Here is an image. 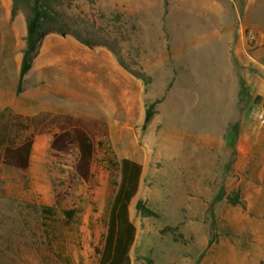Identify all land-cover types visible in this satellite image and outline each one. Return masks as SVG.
Returning <instances> with one entry per match:
<instances>
[{
  "label": "rangeland",
  "instance_id": "obj_1",
  "mask_svg": "<svg viewBox=\"0 0 264 264\" xmlns=\"http://www.w3.org/2000/svg\"><path fill=\"white\" fill-rule=\"evenodd\" d=\"M64 5L116 40L129 70L107 47L48 34L18 94L26 20L0 0V142L36 134L28 169L0 165V264H99L122 159L142 167L131 264H264V0ZM67 116L90 124V183L76 146L51 148Z\"/></svg>",
  "mask_w": 264,
  "mask_h": 264
},
{
  "label": "trees",
  "instance_id": "obj_2",
  "mask_svg": "<svg viewBox=\"0 0 264 264\" xmlns=\"http://www.w3.org/2000/svg\"><path fill=\"white\" fill-rule=\"evenodd\" d=\"M12 16L22 13L26 20L25 46L19 71L17 93L22 92L24 77L32 68L34 57L38 52L41 40L48 34L70 36L85 46H104L112 51L121 66L129 70L120 56L116 40L110 35H104L102 28L93 20L69 13L64 0H11ZM147 86L149 77L138 72H132ZM161 100L150 104L146 111L145 125L155 114V108ZM58 131L53 134L51 148L57 152H65L71 147L77 148V160L74 166L75 175L83 182L90 183L93 178L92 168L96 159L97 147L90 133V124L84 119L67 116L58 121ZM36 134L32 133L18 145L0 142V165L5 164L19 170L30 166L31 155ZM118 181L114 182L115 193L109 207L107 231L102 246L96 252L99 264H131L130 250L135 241L136 230L129 218V206L135 198L141 181L142 167L139 163L122 159L117 164ZM223 198L219 194L218 200ZM232 205H238L239 198H229ZM135 209L142 218H158L157 212L149 208L145 202L138 201ZM51 213V210H47ZM76 210L65 211L70 220Z\"/></svg>",
  "mask_w": 264,
  "mask_h": 264
},
{
  "label": "built area",
  "instance_id": "obj_3",
  "mask_svg": "<svg viewBox=\"0 0 264 264\" xmlns=\"http://www.w3.org/2000/svg\"><path fill=\"white\" fill-rule=\"evenodd\" d=\"M258 118H259L260 122H261L262 124H264V112H261V113L259 114Z\"/></svg>",
  "mask_w": 264,
  "mask_h": 264
}]
</instances>
